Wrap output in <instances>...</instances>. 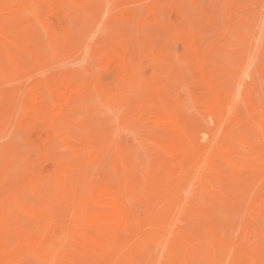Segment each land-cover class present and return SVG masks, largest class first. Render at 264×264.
<instances>
[{
    "label": "rangeland",
    "instance_id": "374dc122",
    "mask_svg": "<svg viewBox=\"0 0 264 264\" xmlns=\"http://www.w3.org/2000/svg\"><path fill=\"white\" fill-rule=\"evenodd\" d=\"M32 1L29 0L28 4L32 8L28 7L29 9H26L27 12L24 10L22 12L24 15L21 13L22 16L19 17V22L17 20V23L12 22V24H10V26L13 25L11 26V33L13 34L15 30L17 32L14 33L13 36L17 37L16 39H18V42L23 43L21 44V48L18 50L17 64L19 66L17 65V67H15L13 58H11L12 56L8 57L4 54H0V105L2 106L0 107V114H3L0 115V124L2 125L0 126V158L6 160L8 158V161H12V163L7 164L0 163V171L13 174L14 177L13 182L8 184L9 186L7 185L8 195L12 193L10 190L13 191V189H21L22 185L20 187V183L29 175L36 174L39 176L37 182L34 185L28 189L25 188L26 191L22 188L23 190L21 191L24 192L25 198L23 200L24 204L14 208L15 211L11 215V218L9 217L8 221L10 223V228H16L23 231L25 230L27 233L36 231L37 235H40L51 228L52 223L49 222V220L57 216V220H63L62 222H65L66 226L67 222L64 220L69 219V221H71L72 218L69 216V214H67V211L64 210L66 204L63 200V187L65 189V187L71 188L75 186L76 188H74L78 189L80 192L87 191L88 187V191H93L92 188L96 190L97 186L105 183L113 185L117 184L116 187L119 185V187H121L123 178L131 173L128 177L130 179L133 177L132 181H134L135 185H133V183H131L132 181L129 179L132 186L131 188L133 190L135 188L138 190V192L141 191L140 193L143 195V199H145V197L146 199H149V196L154 195L153 190L150 189L149 185H146V183L143 182V179L146 177L145 175H150L149 173L151 170V172H158L161 170L160 165H158L159 163H157L158 161H156L159 158L157 155H155L157 151L154 146L150 144L153 143L150 141V138H154L156 136L153 133L155 130H153V128L156 127L153 125L151 120L145 119L146 116H141L140 112L137 111V107L142 105V103H146L148 100H153L152 97L149 99L151 95H153V98L159 95L160 97H157V101L161 100V102H165V104L172 106L175 109L181 124L186 126L188 129L192 128V125L190 124L192 123V120H195V124L198 122V127L200 126L199 128H202L201 134V130L196 129L197 126L195 124L194 125L196 127H194L195 129L193 128L192 130H196V132L191 131L190 129L189 130L191 133L194 132L192 134H195V137L199 139L197 140L198 144L203 146L206 145L205 142L207 143L209 137L205 140H202V134L210 132L215 129L214 126L216 127L215 120H212V118L209 116L208 110L203 102L206 88L205 85L209 79L215 80L216 83H220V81H222L221 84L214 83L216 85L223 84L224 86H220V89L222 91L223 89H227L223 92H226V94L229 96L233 94V96H231L232 99L235 96L236 100L233 99L234 103L236 101L238 104L235 103L236 105L234 104V107H237L239 110L242 109L240 117L242 119H245L244 117L251 118V121L257 117L256 120L258 121V124L256 123L255 125L254 123L253 126L255 133L253 129L251 130L253 133L250 131L249 133L251 136H253L252 138L254 139L255 145L259 141L257 144V149L262 146L260 149L262 152L260 151L261 153H258L263 156L262 153H264V150L262 148L264 145V127L262 128V126L264 124L261 119L264 118V0H122L124 3H121V0H118L117 2L116 0H96L97 2L95 0H89V2L88 0H85L86 5H88L87 7L85 6L83 0H74V2H71V4L68 3L65 6L66 8H64V11L62 10L64 14H62V12H56L58 19L56 15L49 13L48 10L45 11L48 13H43L44 15L38 14L40 13L39 9H37L38 5L34 4L35 1ZM25 2L28 1L26 0ZM90 2L95 3L98 6V10L97 8L93 9L94 7L92 8L91 6L92 3L89 5ZM119 3L121 7L119 6ZM219 3L223 4V7H221L222 9L220 8ZM122 4H124V6H122ZM217 5L219 6V13L214 11L217 10ZM159 6L160 8L163 6V10L160 9L159 11ZM237 6H239V8ZM91 8L93 9L91 16H88V12L86 10L89 11L90 15ZM117 8H121V10L118 11ZM94 10H97V14H94ZM151 10L154 11L150 12ZM164 10L167 14H162ZM65 11L67 15L65 14ZM116 12H120L122 16L120 13L118 14ZM48 14L51 15L48 16ZM236 14L238 16H236ZM55 17L58 21L55 20ZM127 17L130 18L128 19ZM48 18L50 22H48ZM217 19L219 21H217ZM204 20L206 21L204 22ZM33 21H35V23ZM55 22L58 25H62V27L64 26L63 28H66L68 35L59 39H53L52 35H50L48 32L47 26L51 25V23L54 24ZM123 22L128 23L124 25L127 26V28L122 25ZM159 22L165 27L159 26ZM168 23L172 24L169 25ZM155 24H158L159 27ZM260 24L262 25L261 27ZM153 25L156 28L153 27ZM185 26L186 30L188 31H184L183 33L182 27L185 29ZM21 28L25 29L21 31ZM178 28L182 30L180 31ZM95 29L97 31H95ZM18 31L21 33L19 34ZM143 32L146 34H143ZM180 32L187 36L189 33L192 36H188V39L185 41L181 37L182 35H180ZM91 37L93 38L91 39ZM200 41H202L205 45ZM119 43H123L122 46L125 48L126 54L128 56V62H134L133 64L136 65H133L135 70L138 68L136 70V77L141 75L144 76V78L143 76L138 78V84L135 82L136 77L132 78L134 79L135 85L131 83L133 80L128 81L130 82L128 83L126 80L122 79L124 81L123 82L120 79L121 76H119L120 73L118 69L115 70L111 67L107 68L106 63L103 64L100 62V59L94 54V51L100 50L101 47L112 44L119 45ZM126 46H133V49L130 47L126 48ZM197 46L200 47L197 48ZM216 48L217 51L215 50ZM131 49L135 55L134 53L131 55ZM128 51L130 54H128ZM168 53L170 56L167 57L171 63L167 61L168 59L165 57ZM174 54L177 60L182 63L179 64V66H175L177 62L173 59L175 58ZM130 55L132 56L131 58ZM208 55L209 58L207 57ZM134 56L136 58H134ZM206 57L210 61H207ZM82 60L83 62L79 63L81 65L80 66L78 62H81ZM207 64L208 66L211 64L212 69L211 66H206ZM102 66L105 67V69L103 68L104 71L102 70ZM94 67H96V69L98 68L97 70L100 71V74H97L99 71L95 70ZM138 70L139 72H137ZM205 70L207 71L205 72L206 75L204 74ZM218 71L219 74H216L217 76L214 79V74ZM188 72L190 73L189 75H187ZM60 73H70L74 76V78L77 79H74L76 82H84V84H86L83 86L84 89L82 92H80L81 95H78L79 98L77 96L74 97L76 103L73 104V100V102H71L72 104H67V107L63 106V110H66H64L65 115L61 116L60 114L59 117L57 116L58 119L54 122L55 124H53V120L50 119H46L47 121L40 120L37 123H33L35 121L30 119L32 116L31 109L28 110L27 107H24V104L29 101L27 97L31 98V94H34L35 83L37 85L41 82H45V86L43 84V87H46L48 79L52 75H59ZM174 75L177 77L180 75V79H175ZM96 76H98V80L96 81L99 82L94 81ZM172 76L175 81L171 79ZM181 76L183 77L181 78ZM181 79H185V81ZM90 81L92 82V85L95 84L94 87H91ZM113 82H115L116 85H114L115 83L113 84ZM29 83H31L30 86ZM176 83H181L183 85H177ZM24 84H27L28 86ZM119 84L122 86L121 88L119 87L120 89H118ZM128 84H130L131 87H129ZM175 84L176 86H181L180 90V86L179 88L177 87L178 92L176 91L177 88H175ZM184 84L186 85V88ZM111 85L112 87H110ZM86 86H88V88ZM115 86L118 90L114 89ZM135 86L138 87L135 88ZM203 87H205L204 91H202ZM23 88L25 89L24 91ZM106 88H108V90ZM155 88L158 91L157 95H155V92L157 93ZM163 88L165 90L168 89V91L171 89V92H167L165 90L164 92ZM174 88L176 89L174 90L176 93H172ZM261 88H263V90ZM126 89H128V97L130 96L129 98L132 99L128 100L131 102L128 105L125 104V102H122V100H119L121 92L123 94ZM44 90L45 94L43 93ZM113 90H116L114 92L117 94V96L119 95L118 100L115 102L113 97L110 95L111 93H114ZM41 91L43 93V95H41L42 100L45 101L48 106V103H50V107L53 106L52 108L55 109L58 101L56 102L55 100H52L54 96H52L49 91H46V89H41ZM227 91H229V93ZM24 94H26L27 97ZM48 94L52 96V99L51 96H49L50 98L48 99ZM175 94L177 95L176 97ZM249 95H252V97L255 95L259 96L260 99L258 97L254 99L256 100L258 98L259 104L262 102V105H259L262 108L261 115H255L250 109H248L249 107L247 104V98ZM7 96L9 97V100L7 99ZM193 96L195 97L193 98ZM23 97H25V99ZM191 103H193L192 107ZM194 106H196V108ZM133 109L134 111H132ZM135 110L136 113H134ZM249 110L250 113H247L246 111ZM195 112H198L200 116ZM201 113L203 114L204 119L201 116ZM132 114H135V116H131ZM138 114H140L141 117H138ZM237 115L239 116L238 112ZM127 116H130L129 118L131 122L127 120ZM195 116H197L196 119ZM260 116L263 117L260 119ZM57 117H55V119ZM135 117L140 119H136ZM5 118L7 121L3 120L2 123L1 120ZM258 119L262 121V124ZM18 120L20 122L15 124V122ZM187 120L188 122L185 124ZM10 121L14 123H11ZM21 121L24 123L21 124ZM137 121L138 123L136 124ZM209 121L210 123L213 122V125L212 123L209 124ZM26 122L28 123L26 124ZM44 123H48L49 129L47 125L45 127ZM188 123L190 124L189 126ZM52 124V128L57 130L56 134H53L50 131L52 130L50 127ZM5 125H7V129ZM20 125L22 128H18ZM146 125L148 127H146ZM3 126L4 129H2ZM23 127H26L30 130H26V128ZM148 128L152 129V133ZM197 130L200 132L198 133ZM142 132H144V134H147L148 132L147 136L149 138L146 136L145 138L141 136V134H143ZM157 132H159L160 135L161 130L159 131L158 129ZM157 132L156 134H158ZM213 138V141L216 140L213 142L214 144L222 141V137L219 136V134H215ZM147 139L148 141H146ZM56 141L58 142L56 143ZM260 141L262 142L261 146H259ZM33 142L35 144H33ZM46 146H50L51 148L47 149ZM244 147L245 146L242 145L238 148L240 152L242 151L241 155L243 156L241 157H243V159L250 161L253 159L252 157H257V155L253 156L256 154V152H253L254 154L250 153L252 152L250 147H247V149ZM40 148L42 149L41 152ZM153 148L156 151H154L155 153L153 152ZM148 151H150L152 155H155V157L152 156ZM42 152H47L45 154L46 156L43 155ZM243 152H246V155H244ZM259 155L258 159L260 160L261 156ZM102 157L105 160L102 161ZM125 157L130 161L128 163V165L131 164L129 168H134L135 170L133 169L131 171V169H128L127 163L126 165L123 164L124 166L121 165V163H123L121 160L125 161L126 159L123 160ZM46 158L49 159L48 163V159ZM128 159L126 161H128ZM38 164H40V166ZM245 164L219 163L220 171L215 172L213 173L214 175H212L213 177L217 178V182L213 185V187H211L212 184H210L208 181L203 180L200 172L197 174L189 169L183 170V177L181 178L180 187L174 191L172 194L173 197L171 195L166 198L149 201L148 203L137 198L134 201V207H136L135 211L138 210L136 214L139 213L138 216L143 219H151L154 225L151 226L150 230L147 232L145 241L141 242V244L137 246L133 252L126 254L112 253L111 255L104 257L100 264H175V261L178 263L182 260V258L185 259L184 254H180L181 252H177L179 254L176 252L173 253V250H171L167 244L169 240L165 236L171 231L173 234H175V232L179 230H185L186 233L191 234L192 238L197 240V244L202 247L201 255L198 257V262H201L200 264H264V216L257 212L258 207L263 204L264 200V194H261V192H264L262 191V189H264V163ZM115 166H117V169ZM2 167H4V170ZM122 167H124V170ZM155 167L157 171L155 170ZM138 168L142 169V171L145 173L142 172L143 175L141 172L137 173L139 171ZM29 171L30 173H28ZM133 171L134 175L132 176ZM135 171L137 172L135 173ZM114 172H120L122 174V180L121 175H118V173L115 176ZM63 173L64 175L62 177ZM136 175L137 180L134 179L136 178ZM71 183L72 185H70ZM245 186L249 189L245 195L242 194L240 198L241 200H239L241 201L240 207H243L240 209H236L237 207H235L234 209L233 206H230L231 200L229 196L231 197L232 201L235 200V197H239L240 194V190L236 189L244 188ZM182 187H184V189ZM189 187L190 189H188ZM246 203L247 205H245ZM227 204L230 208L227 206ZM41 205L43 206V214H45L47 212L46 210H48L54 215L48 221H46L47 223H45V227H40L41 224L37 223L40 220V218L37 219V215H39L38 213L41 212ZM175 205L180 206L177 207ZM158 214H162L161 217H163L161 218L158 216ZM261 217L262 220L259 219ZM256 218L258 220L255 222ZM60 228H62V226H60ZM212 228L213 230L219 229L218 232L215 230L217 233V236L215 237H213L211 235L212 233H210ZM63 234H57V237L59 236L61 241L66 239L64 242L68 241L69 243H66L70 245L71 242L69 241L68 236L66 235V237ZM211 236L213 237L214 241L221 239L222 243L220 242L214 244ZM58 238L54 239L57 244L60 243ZM64 242L63 244L61 243L64 247H60L61 244L57 245L59 250H65L66 248L69 250L72 247V245L71 247L69 245L67 246V244H64ZM25 256L27 257L24 258ZM253 256H255V260H253ZM47 259L49 258L43 257V255L38 253L30 252L21 257V262L19 261L17 264H50ZM187 259L189 260V264H192L195 261L194 255H191Z\"/></svg>",
    "mask_w": 264,
    "mask_h": 264
},
{
    "label": "bare ground",
    "instance_id": "6f19581e",
    "mask_svg": "<svg viewBox=\"0 0 264 264\" xmlns=\"http://www.w3.org/2000/svg\"><path fill=\"white\" fill-rule=\"evenodd\" d=\"M22 1V2H21ZM26 1V0H25ZM23 0H0V54H4L6 56H12L11 58H13V61L15 63V67H17V57H18V50L21 48V44L23 43H20L18 42L16 39L17 37H14L13 34L14 33H17L16 30L14 32L13 30V34L11 33V25L12 22H16L18 20L19 22V17L22 16L21 13L26 10L28 7L29 8H32L30 7L28 4H29V0H27L28 2H25ZM32 1V0H30ZM35 1V2H34ZM32 2H34V4L38 5V8L40 13V15H42L43 13H51V14H54L56 15V12L57 13H60L62 12V10L64 11L66 8L65 6L71 2H74V0H34ZM80 1V0H79ZM84 3H85V0H83ZM81 1V2H83ZM87 1V0H86ZM94 1V0H93ZM96 1V0H95ZM114 1V0H113ZM118 0H116L117 2ZM132 1V0H131ZM221 1V0H220ZM245 1V0H244ZM31 2V3H32ZM89 2V0H88ZM97 2V1H96ZM120 2V1H119ZM130 2V1H128ZM24 3V4H23ZM27 3V4H26ZM76 3V2H75ZM82 3V4H84ZM92 2L89 3V5L91 4ZM98 3H101V2H98ZM97 3V4H98ZM110 3V2H109ZM115 3V2H114ZM121 3H124L122 2L121 0ZM221 3V2H220ZM219 3V4H220ZM233 3V1H232ZM236 3V1H235ZM234 3V4H235ZM33 4V5H34ZM113 4V3H112ZM111 4V5H112ZM116 4V3H115ZM118 4V3H117ZM140 4V3H139ZM180 4V3H179ZM73 5V4H72ZM95 3H92L91 6L93 9H96L98 6L96 5ZM99 5V4H98ZM223 4H220V8L223 7L222 6ZM227 5V4H226ZM244 5V4H243ZM251 5V4H250ZM35 6V5H34ZM33 6V7H34ZM85 6L87 7L88 5H86L85 3ZM84 6V8H85ZM117 6V5H116ZM119 6H120V3H119ZM122 6H124V4H122ZM182 6V5H181ZM236 6V5H235ZM73 7V6H72ZM71 7V9H72ZM80 7V6H79ZM121 7V6H120ZM163 7V6H162ZM160 8V6L158 7L159 11L160 9L163 10V8ZM218 5H217V10H214V11H217L218 12ZM239 8V6H237ZM28 8V9H29ZM68 8V6H67ZM91 8V11H90V15H89V11L86 10L88 12V16H91V12H92V9ZM123 8V7H122ZM125 8V7H124ZM219 8V10H220ZM86 9V8H85ZM112 9V8H111ZM118 9V8H117ZM222 9V8H221ZM46 10H48V12H45ZM69 10V9H67ZM80 10V9H79ZM98 10V8H97ZM97 10L93 11L94 14H97ZM121 10L118 9V11ZM167 10V9H166ZM213 10V9H211ZM83 11V10H82ZM112 11V10H111ZM114 11V10H113ZM117 11V10H116ZM125 11V10H124ZM123 11V12H124ZM128 11V10H127ZM154 10H151L150 12H152ZM27 12V10H26ZM25 12V13H26ZM32 12V11H31ZM68 12V11H67ZM163 12V11H162ZM77 13V12H76ZM84 13V12H83ZM86 13V12H85ZM116 13H120V12H116ZM115 13V14H116ZM128 13V12H127ZM154 13V12H153ZM157 13V12H155ZM167 14L164 10V12L162 14ZM219 13V12H218ZM240 13V12H239ZM24 15V13H22ZM51 14H48L51 15ZM62 14H64L62 12ZM65 14L67 15L66 11H65ZM87 14V13H86ZM93 14V15H94ZM159 14V13H157ZM32 15V14H31ZM38 15V16H40ZM44 15V14H43ZM53 15V16H54ZM120 15L122 16V14L120 13ZM130 15V13H129ZM154 15V14H153ZM156 15V14H155ZM106 16V15H105ZM118 16V15H117ZM120 16V17H121ZM160 16V15H159ZM236 16H238L236 14ZM44 17V16H43ZM57 17V15H56ZM55 17V20L56 19ZM62 17V15H61ZM162 17V15H161ZM215 17V16H214ZM217 17V16H216ZM264 17V16H263ZM51 18V17H50ZM90 18V17H89ZM128 18V17H127ZM130 18V17H129ZM128 18V19H129ZM154 18V17H153ZM157 18V17H155ZM208 18V17H207ZM246 18V17H245ZM122 19V17H121ZM159 19V18H157ZM155 19V20H157ZM202 19V18H201ZM212 19V18H211ZM35 20V19H33ZM61 20V19H60ZM63 20V19H62ZM161 20V18H160ZM21 21V20H20ZM26 21V20H24ZM23 21V22H24ZM42 21V20H41ZM58 21V20H57ZM56 21V22H57ZM117 21V20H116ZM135 21V20H134ZM206 20H204L205 22ZM217 21H219L217 19ZM221 21V20H220ZM259 21V20H258ZM30 22V21H29ZM35 23V21H33ZM37 22V21H36ZM48 22H50L49 18H48ZM51 23V25H46L47 26V29H48V32L50 33V35H52L53 39H59L61 37H64L67 34V31H66V28H63L62 25H58L57 23ZM63 22V21H62ZM122 22V20H121ZM17 23V22H16ZM32 23V22H31ZM33 23V24H34ZM64 23V22H63ZM113 23V22H112ZM117 23V22H116ZM124 23V24H123ZM122 25H126L128 24L127 22H123ZM249 23V22H248ZM20 24V23H19ZM60 24V23H59ZM118 24V23H117ZM152 24V23H151ZM160 24V22L158 23ZM158 24H155L158 26ZM169 25H171L172 23H168ZM166 24V25H168ZM253 24V23H252ZM22 25V24H21ZM264 25V24H263ZM36 26V24H35ZM121 26V25H119ZM122 26V28H123ZM159 26H162L161 24ZM158 26V27H159ZM249 26V25H248ZM247 26V27H248ZM262 25L260 24V27ZM34 27V26H33ZM125 28H127V26H124ZM153 27H155L153 25ZM162 27H165V26H162ZM223 27V26H222ZM36 28V27H35ZM156 28V27H155ZM153 28V29H155ZM22 29V30H21ZM20 30L23 31V29L25 28H21ZM180 29V28H178ZM183 29V33L184 31H188L186 30V26H185V29L182 27ZM180 29V31L182 30ZM256 29V28H255ZM191 30V29H190ZM263 30V29H262ZM95 31H97L95 29ZM117 31V30H116ZM124 31V30H123ZM142 31V30H141ZM140 31V32H141ZM149 31V30H148ZM192 31V30H191ZM261 31V30H260ZM25 32V31H24ZM151 32V31H150ZM168 32V31H166ZM178 32V31H177ZM19 33V31H18ZM21 33V32H20ZM19 33V34H20ZM23 33V32H22ZM30 33V32H29ZM145 32H143L144 34ZM159 33V31H158ZM180 32V35H182L181 37L186 41L188 39V36H192L191 34L188 33V36L183 34ZM263 33V32H261ZM24 34V33H23ZM120 34V32H119ZM137 34V33H136ZM146 34V33H145ZM166 34V33H165ZM194 34V33H193ZM195 35V34H194ZM201 35V34H200ZM18 36V35H17ZM93 36V34H92ZM119 36V35H118ZM149 36V35H148ZM20 37V36H19ZM126 37V36H125ZM93 37H91L92 39ZM117 38V37H116ZM119 38H122V37H119ZM26 39V38H25ZM127 39V38H126ZM201 39V38H200ZM118 40V39H117ZM203 40V39H202ZM263 40V39H262ZM89 42V41H88ZM128 42V41H127ZM195 42V41H194ZM202 44H204L202 41H200ZM205 42V41H204ZM175 43V42H174ZM172 43V44H174ZM223 43V41H222ZM241 43V42H240ZM239 43V44H240ZM262 43V41H261ZM90 44V43H89ZM121 43H119V45H107V46H104V47H101L100 50H96L94 51V54L95 56H97L99 59H100V62H102L103 64L106 63L107 65V68L108 67H111V68H114L115 70H119V73L121 76V80L124 79L126 80L127 82L128 81H131L133 80L131 83L134 84V79L132 78H135L136 77V70L134 69L133 67V63L134 62H128L127 60V54H126V51H125V48L122 46L123 43L120 45ZM195 44V43H194ZM201 44V45H202ZM224 44V43H223ZM205 45V44H204ZM86 46V45H85ZM90 46V45H89ZM138 46V45H137ZM174 46V45H173ZM193 46V44H192ZM130 47V46H129ZM126 46V48H129ZM133 47V46H132ZM130 47V48H132ZM194 47V46H193ZM200 46H197V48H199ZM203 47H206V46H203ZM215 47V46H214ZM24 49V47H23ZM133 49V48H132ZM131 49V52L133 51ZM136 49V48H135ZM176 49V48H175ZM220 49V48H219ZM127 50V49H126ZM140 50V49H139ZM217 51V48L215 49ZM219 51V50H218ZM209 52V51H208ZM211 52V50H210ZM134 52L131 53V55H133ZM144 53V52H143ZM170 53V52H169ZM169 53L165 56H170ZM194 53V52H193ZM128 54H130V52L128 51ZM176 54V53H175ZM174 54V57L173 58L174 60H176V65L179 66V64H182L180 63L176 56ZM210 54V53H209ZM214 54V53H213ZM130 55V58L132 57ZM135 55V53H134ZM191 55V54H189ZM203 55V54H202ZM28 56V55H27ZM145 56V55H144ZM179 56V55H178ZM195 56V55H194ZM204 57V56H202ZM209 58V55L207 56ZM206 57L207 61L209 60L208 58ZM92 58V57H91ZM134 58H136L134 56ZM140 58V57H139ZM147 58V57H146ZM184 58V57H183ZM182 58V59H183ZM212 58V57H210ZM7 59H10V58H7ZM6 59V60H7ZM86 59V58H85ZM144 59V58H143ZM166 59V58H165ZM168 59V57H167ZM196 59V58H195ZM205 59V60H206ZM163 60V59H162ZM204 60V62H205ZM97 61V59H96ZM169 61V59L167 60ZM167 61H164V62H167ZM189 61V60H188ZM196 61V60H195ZM194 61V62H195ZM210 61V60H209ZM12 62V61H11ZM64 62V61H63ZM83 60L81 62H78L79 63H82ZM99 62V61H98ZM156 62V61H155ZM163 62V61H161ZM171 63V61H169ZM175 62V61H174ZM179 62V63H178ZM10 63V62H9ZM85 63V62H84ZM91 63V62H90ZM173 63V62H172ZM210 63V62H208ZM6 64V63H5ZM66 64V63H65ZM98 64V63H97ZM141 64V63H140ZM148 64V63H147ZM206 64V63H205ZM46 65V64H45ZM62 65V64H61ZM80 65V64H79ZM105 65V66H106ZM174 65V64H173ZM198 65V63H197ZM19 66V65H18ZM72 66V65H71ZM75 66V65H74ZM81 66V65H80ZM83 66V64H82ZM136 66V65H134ZM174 66V67H175ZM203 66V65H202ZM205 66V65H204ZM208 66V64L206 65ZM211 66V64H210ZM208 66V67H210ZM7 67V66H6ZM60 67V65H59ZM93 67V66H92ZM13 68V67H12ZM62 68V67H61ZM72 68V67H71ZM91 68V67H90ZM105 67L102 66V70L104 71ZM106 68V69H107ZM181 68V67H180ZM55 69V68H54ZM83 69V68H82ZM92 69V68H91ZM91 69H88V70H91ZM95 70L96 67H94ZM168 69L170 70V68L168 67ZM211 69H212V66H211ZM4 70V69H3ZM177 70V69H175ZM20 71V70H19ZM50 71H53V70H50ZM49 71V72H50ZM99 71V70H97ZM159 71V70H158ZM139 72V70L137 71ZM183 72V71H181ZM205 72H207L206 70L204 71V74ZM5 73V72H4ZM45 73V72H43ZM186 73V72H185ZM233 73V72H231ZM42 74V73H41ZM77 74V73H76ZM97 74H100V71L97 73ZM140 74V73H139ZM190 73L188 72L187 75H189ZM216 74H219V71L217 73H215L214 75V79L216 78ZM221 74V73H220ZM44 75V74H43ZM80 75V74H79ZM91 75V74H90ZM89 75V76H90ZM176 75V74H175ZM174 75V78H178L180 79V75L179 77L175 76ZM206 75V74H205ZM81 76V75H80ZM99 76V75H98ZM95 78L94 81L98 80L97 77ZM143 76V75H141ZM141 76H138L136 77L135 79V82L136 84L137 83V80L139 77ZM213 76V75H212ZM183 76H181L182 78ZM188 77V76H187ZM242 77V76H241ZM12 78V77H11ZM31 78V76H30ZM144 78V76H143ZM211 78V77H210ZM213 78V77H212ZM29 79V78H28ZM77 80L76 78H74V76L70 73H64V74H59V75H52L47 83H46V87H43V84L45 86V82H41L40 84H37L35 83V87H34V94H31V98H28L26 94H24L27 99H29L28 102H26L24 105V107H27L28 110L31 109V112H32V116H31V120H34L35 122L33 123H37L38 121L40 120H46V119H50V120H53V124H55L54 122L58 119L59 115L61 114L62 115H65L64 112L65 111L63 110V106H66L67 107V104H72L71 102L76 103L75 101V98L74 97H78V95H81L80 92H82V90L84 89L83 86L86 85L83 83H79V82H76L75 80ZM89 79V78H88ZM173 79V76L172 78ZM246 79V78H245ZM5 80V79H4ZM84 80V79H83ZM87 80V79H86ZM90 80V79H89ZM92 80V79H91ZM174 80V79H173ZM172 80V81H173ZM181 80H184L185 79H181ZM30 81V80H29ZM101 81V80H100ZM123 81V80H122ZM121 81V82H122ZM166 81V80H165ZM168 81V80H167ZM175 81V80H174ZM177 81V80H176ZM15 82V81H14ZM22 82V81H21ZM26 82V81H25ZM37 82V81H36ZM91 82V81H90ZM89 82V83H90ZM96 82H99V81H96ZM120 82V84H121ZM124 82V81H123ZM125 82V83H127ZM170 82V81H169ZM192 82V81H191ZM216 81L213 80V79H209L207 82H206V85L205 87H203L202 91H204V88H205V95L203 97V102H204V105L205 107L207 108L208 110V113H209V116L212 118V120L214 119L215 120V124H216V127L214 126L215 129H213L212 131L210 132H206L205 134H202V140L208 138V141L207 143L205 142L206 145H199L198 144V141L199 139H197L195 137V134L193 135L192 133L196 132V130H192L194 127L197 126L196 129H200L198 127V122L197 124H195V120H192V123H190L192 125V128L190 129L191 131H194L191 133V131L186 127V126H183L181 124V122L179 121L178 117H177V113L175 111V109L170 106V105H167L165 104V102H161L160 101H157V97L159 96H155L158 94V91L157 93L155 92V98H153V95H151L149 97V99L152 97L153 100H148L146 103H142V105L138 106L137 107V111L140 112L141 116L143 115V117L146 116L145 119L147 120H151L153 122V125H155L156 128H153V133L156 135H154L155 137L154 138H150L151 142L153 143H150L154 146L153 148V152L155 153V155H157L159 158L156 160L158 161L157 163H159L158 165H160V171L158 172H151L152 168L150 169V175H145L146 177L143 179V182L146 183V185H149L150 189L153 190V194L154 195H151L149 196V199H143V195L138 192L137 189L134 188V190L131 188V183H133V185H135L134 181H132V179H130L128 175H126L125 173V177L123 178V181L121 183V187H116V185H113V184H109V183H105V184H102V185H99L97 186L93 191H83V192H80L78 189H75L74 187H71V188H67L63 187V190H62V193H63V200L66 204L64 210L67 211V214H69V216H71V221H69V219H65L64 221L67 222L66 226H65V222H62L61 220H57V217H53L51 220H49L53 215V213L51 211H48L46 210L47 212L45 214L42 213V205H41V212H39L37 215V219L40 218V220L37 222L41 226L45 227V223H47L46 221L49 220V222H51V228L49 230H47L45 233L43 234H40V235H37L36 231L35 232H25V230H20V229H16V228H10L9 227V217L11 218V215L13 214V212L15 211L14 208L17 206H21L24 204V192L21 191V190H25L30 188L32 185H34L36 182H37V179H38V175L36 174H33V175H29L28 173H30V171L27 173L28 177H26L21 183H20V187L22 185V188H18V189H13L10 190V192H12L10 195H8V191H7V187L9 186L8 184L12 183L13 182V174H8L4 171H0V264H17L19 261L21 262V257H23L24 255L30 253V252H34V253H38L40 255H43V257H46V258H49L47 259L48 262L50 264H100L101 260L106 257L107 255H111L112 253H120V254H126V253H129V252H133V250L139 246L141 244V242L145 241L146 239V234L147 232L150 230L151 226H153L154 224L152 223V220L150 219H143L141 218L140 216H138L137 211H135V208L134 207V201L139 198L140 200H144L145 202H149V201H154L155 199H162V198H166V197H169L171 196L174 191H176L178 189V187H180V183H181V178L183 177V170H191V171H194L195 173H199L200 172V175L201 177L203 178V180L205 181H208L210 184H212L211 187H213L214 184H216L217 182V178L213 177L212 175H214L213 173L215 172H218L220 171V168H219V163H264V153L263 156L260 154L262 151L260 150L261 149V144L262 142L260 141V145L261 147H259L257 149V144L259 143V141L257 142V144L255 145L254 144V139L252 138L253 136H251V134L249 133V131L251 132V130L253 129V126H254V123L256 125V123L258 124V121L256 120L257 117H255V119H252L251 121V118H247V117H244L245 119H242L240 117L241 115V110H239L237 107H234V100L235 99V96L233 97V99L231 98V96H233V94H231V96H229L228 94H226V92H223L227 89H223V91L220 89V86L222 87V85H216L215 83ZM222 81H220V83L218 84H221ZM238 82V81H237ZM241 82V81H240ZM94 83V82H93ZM115 82H113L114 84ZM130 83V82H128ZM184 83V82H183ZM6 84V83H5ZM31 83H29V86H30ZM112 84V85H113ZM119 84L118 86V89H120L122 86ZM177 85L180 84V85H183L181 83H176ZM175 84V86H176ZM205 84V83H204ZM203 84V85H204ZM24 85H27V84H24ZM91 87H94V85H92V82L90 83ZM112 85L110 87H112ZM116 85V83L114 84ZM113 85V86H114ZM135 85V84H134ZM133 85V86H134ZM174 85V83H173ZM172 85V86H173ZM179 85V86H180ZM185 85V84H184ZM240 85V84H239ZM243 85V84H242ZM28 86V85H27ZM125 86V84H124ZM127 86V84H126ZM129 87L130 84H128ZM139 86V85H138ZM138 86H135L138 87ZM163 86V85H162ZM170 86V87H172ZM179 86H176L175 88H179ZM224 86V85H223ZM88 88V86H86ZM120 87V88H119ZM240 87V86H238ZM28 88V87H27ZM26 88V89H27ZM109 88V87H108ZM108 88H106L108 90ZM173 89L172 90V93L175 92L174 90L176 89ZM178 88H177V92H178ZM185 88H186V85H185ZM225 88V87H223ZM241 88V87H240ZM260 88V86H259ZM31 89V87H30ZM41 89H46V91H49L50 94L52 96H54V98L52 99V96L48 94V99L50 98L49 96H51V99L52 100H55L57 102V106L55 104V109L50 107V103L49 106L46 104L45 101L42 100L41 98V95H43V93L45 92V90L41 91ZM93 89V88H92ZM113 89V88H112ZM114 89H117L116 86ZM117 89V90H118ZM181 89V86L179 88V90ZM237 89V87H236ZM239 89V88H238ZM263 90V88H261ZM260 89V90H261ZM9 90V89H8ZM25 89L23 88V91ZM87 90V89H86ZM101 90V89H100ZM138 90V88H137ZM165 89L163 88V91ZM98 91V90H97ZM105 91V89H104ZM116 91V90H113V92ZM136 91V89H135ZM167 92H171V89L170 91L165 90ZM164 91V92H165ZM238 91V90H237ZM7 92V91H6ZM5 92V93H6ZM103 92V91H102ZM112 92V91H111ZM128 89H126L123 94L121 92V96L119 98V95L117 96V94L114 93H111L110 95L113 97L114 99V102L118 100H122V102H125V104H130L131 102L128 101V100H132L128 97ZM137 92V91H136ZM229 93V91H227ZM240 92V91H239ZM13 93V92H12ZM16 93V92H15ZM24 93V92H22ZM27 93V92H26ZM33 93V92H32ZM47 93V92H46ZM110 93V92H109ZM130 93V92H129ZM176 93V92H175ZM238 93V92H237ZM252 93V92H251ZM17 94V93H16ZM45 94V93H44ZM107 94V93H106ZM119 94V93H118ZM188 94V93H187ZM236 94V93H234ZM261 94V93H260ZM2 95V94H1ZM136 95V94H135ZM148 95V94H147ZM264 95V94H263ZM17 96V95H16ZM21 96V95H20ZM56 96V97H55ZM177 95L175 94V97ZM240 96V95H239ZM238 96V97H239ZM8 97V96H7ZM45 97V96H44ZM47 97V95H46ZM133 97V96H132ZM160 97V96H159ZM195 96H193L194 98ZM201 97V96H200ZM259 96L255 95L254 97H252V95H249L248 96V109L251 110L252 113H254L255 115L256 114H259L261 115V111H262V108L259 106V105H262V102L261 104L258 103V100L260 99H254ZM262 97V96H261ZM25 99V97H23ZM79 98V97H78ZM98 98V97H97ZM163 98V97H162ZM168 98V97H167ZM188 98V97H187ZM1 99V98H0ZM9 100V97L7 98ZM238 99V98H237ZM242 99V98H241ZM11 100V99H10ZM22 100V99H21ZM45 100V99H44ZM79 100V99H78ZM197 100V99H196ZM236 100V99H235ZM26 101V100H25ZM50 101V100H48ZM166 101V100H165ZM182 101V100H181ZM262 101V100H261ZM99 102V101H98ZM119 102V101H118ZM260 102V101H259ZM13 103V102H12ZM21 103V102H20ZM117 103V102H116ZM120 103V102H119ZM189 103H190V100H189ZM1 104V103H0ZM52 104V105H54ZM181 104V103H180ZM192 104L191 103V107H192ZM238 104V103H236ZM235 104V105H236ZM18 105V104H17ZM31 105V106H30ZM120 105V104H119ZM196 105V103H195ZM21 106V105H20ZM197 106V105H196ZM196 106H194L196 108ZM246 106V105H245ZM264 106V104H263ZM0 107H2L0 105ZM16 107V106H15ZM14 107V108H15ZM18 107V106H17ZM69 107V106H68ZM128 107V106H127ZM179 107V106H178ZM199 107V106H198ZM65 108V107H64ZM121 109V108H120ZM193 109V108H191ZM17 110V109H16ZM85 110V109H84ZM108 110V109H107ZM136 110L134 113H136ZM250 110L249 111H246L247 113H250ZM134 111V109L132 110ZM195 111V110H194ZM264 111V110H263ZM20 112V111H19ZM79 112V111H78ZM112 112V111H111ZM110 112V113H111ZM237 112L239 114V116L237 115ZM1 113V111H0ZM12 113V112H11ZM76 113V112H75ZM198 114V112H195ZM251 113V114H252ZM264 113V112H263ZM28 114V113H26ZM140 114H138V117L140 116ZM0 115H3V114H0ZM8 115V114H7ZM10 115V114H9ZM30 115V114H29ZM29 115H28V118H29ZM77 115V114H76ZM200 116V114H198ZM206 115V114H205ZM259 115H258V118H259ZM58 116V117H57ZM60 116V118H61ZM131 116H135V114L131 115ZM140 116V117H141ZM198 116V117H199ZM201 116L203 117L204 119V116L203 114L201 113ZM248 116V115H247ZM250 116V115H249ZM55 117H57L55 119ZM127 120H130V116H127ZM136 118V119H140V118ZM197 116H195V119H196ZM208 117V116H207ZM209 117V118H210ZM252 117V116H251ZM263 117V116H262ZM260 116V119L262 118ZM7 118V117H6ZM5 119H2L1 122L3 120H6ZM9 118V117H8ZM11 118V117H10ZM14 118V117H13ZM59 118V120H60ZM201 118V117H200ZM199 118V119H200ZM1 119V117H0ZM27 119V118H26ZM202 119V120H203ZM207 119V118H205ZM258 119V120H260ZM11 120V119H10ZM22 120V119H21ZM135 120V119H134ZM210 120V119H208ZM263 121V124H264V118L261 119ZM260 120V121H261ZM7 121V120H6ZM15 121V120H14ZM24 121V120H23ZM47 121V120H46ZM140 121V120H139ZM194 121V122H193ZM207 121V120H206ZM255 121V122H254ZM257 121V122H256ZM262 121H261V124H262ZM11 122V121H10ZM17 122H20L19 120L15 122V124ZM49 122V121H48ZM134 122V121H132ZM142 122V120H141ZM147 122V121H146ZM188 122V120L185 122V124ZM3 123V122H2ZM11 123H14V122H11ZM24 123L21 121V124ZM28 122H26L27 124ZM42 123V122H41ZM58 123V122H57ZM138 123V121L136 122V124ZM140 123V122H139ZM212 125H213V122H211ZM210 121H209V124H211ZM25 124V125H26ZM45 124V123H44ZM51 124V123H50ZM53 124L50 126L52 128ZM134 124V123H133ZM188 123V126L190 125ZM196 126H195V125ZM214 124V125H215ZM10 125V124H9ZM48 127V123L45 124V127ZM148 125V124H147ZM146 125V127H148ZM150 125V124H149ZM0 126H2L0 124ZM7 125H5L6 127ZM206 126V125H205ZM262 126V125H261ZM20 126H18V128H20ZM134 127V126H133ZM150 127V126H149ZM153 127V126H152ZM191 127V126H190ZM264 127V125L262 126V128ZM1 128V127H0ZM16 128V127H15ZM22 128V127H21ZM23 128H26V127H23ZM31 128V127H30ZM50 128V129H51ZM151 128V127H150ZM4 129V126L3 128ZM7 129V127H6ZM10 129V128H9ZM11 129H12V126H11ZM32 129V128H31ZM49 129V127H48ZM149 129V128H148ZM159 129V131L161 130L160 132V135H159V132H157V130ZM195 129V128H194ZM211 129V128H210ZM249 129V130H248ZM23 130V129H22ZM25 130V129H24ZM26 130H30V129H27ZM25 130V131H26ZM43 130V129H42ZM47 130V129H46ZM133 130V129H132ZM135 130V129H134ZM146 130V129H144ZM200 131L197 130V132L200 134L202 133V128L200 129ZM248 130V131H247ZM1 131V130H0ZM20 131V130H19ZM38 131V130H37ZM53 134H56L57 133V130L55 128H52V130H50ZM148 131V130H146ZM149 131H151L152 133V129H149ZM158 134H156V132ZM190 131V133H189ZM254 133H255V130L253 129ZM264 131V129H263ZM4 132V131H3ZM12 132V131H11ZM15 132V131H13ZM22 132V131H21ZM32 132V131H31ZM59 133V132H58ZM137 133V132H136ZM143 134H141V136H143L145 138L148 137L147 134L144 132H142ZM253 133V132H251ZM10 134V132H9ZM35 134V133H34ZM44 134H45V131H44ZM43 134V135H44ZM47 134V133H46ZM135 134V132H134ZM215 134H219V136H221L222 138V141L217 143V144H214L213 141L214 138L213 136ZM4 135V133H3ZM13 135V134H12ZM39 135V134H37ZM127 135V134H126ZM262 135V134H261ZM48 136V135H47ZM57 136L59 137V135L57 134ZM71 136V135H70ZM152 136V135H151ZM2 137V136H1ZM7 137V136H6ZM45 137V136H44ZM263 137V136H262ZM38 138V136H37ZM36 138V139H37ZM55 138V137H54ZM142 138V137H140ZM143 138V139H144ZM149 138V137H148ZM199 138V137H198ZM219 138V137H218ZM13 139V138H12ZM33 139V138H32ZM51 139V137H50ZM53 139V138H52ZM142 139V140H143ZM201 139V138H200ZM216 139V138H215ZM2 140V139H1ZM31 140V138H30ZM34 140V139H33ZM41 140V139H40ZM38 140V141H40ZM59 140V139H58ZM141 140V139H140ZM261 140V139H259ZM144 141V140H143ZM148 141V139L146 140ZM218 141V140H217ZM264 141V140H263ZM1 142V141H0ZM49 142V141H48ZM58 141H56L57 143ZM142 142V141H141ZM40 143V142H39ZM46 143V142H45ZM44 143V144H45ZM144 143V142H143ZM142 143V144H143ZM148 143V142H147ZM146 143V144H147ZM201 143V142H200ZM264 143V142H263ZM33 144H35L33 142ZM50 144V143H48ZM52 144V143H51ZM38 145V144H36ZM149 145V144H148ZM245 146L244 148L247 149V147H250L251 148V151L250 152L251 154L253 152H256V154H254L253 156H256L257 157H252L253 159L248 161V160H245L243 159V155H241L242 151L240 152V150L238 149L239 146ZM53 146V144H52ZM40 147V146H39ZM47 147V146H46ZM148 147V146H147ZM43 148V147H42ZM45 148V146H44ZM48 148H51L50 146L47 147ZM11 149V148H10ZM46 149V148H45ZM44 149V150H45ZM264 150V145H263V148ZM41 148H40V152H41ZM52 150V149H51ZM49 150V151H51ZM149 150V149H148ZM152 150V148H151ZM255 150V151H254ZM257 150V151H256ZM48 151V150H46ZM248 151V150H247ZM246 151V152H247ZM261 151V152H260ZM10 152V151H9ZM150 152V151H148ZM147 152V153H148ZM246 152L243 154L246 155ZM260 152V153H258ZM43 155H45L47 152H42ZM49 153V152H48ZM122 153V152H121ZM138 153V152H137ZM151 153V152H150ZM249 153V151H248ZM258 153V154H257ZM149 154V153H148ZM260 154V155H259ZM10 155V153H9ZM40 155V154H39ZM42 155V157H43ZM126 155V154H125ZM131 155V154H130ZM152 155V153H151ZM155 155H152L155 157ZM258 155L261 156L260 157V160L258 159ZM46 156V155H45ZM51 156V154H50ZM122 156V155H121ZM10 157V156H9ZM15 157V156H14ZM53 157V156H52ZM242 159H241V158ZM248 157V156H247ZM10 159V158H9ZM48 159V158H46ZM125 158H123V160H125ZM128 159V158H127ZM126 159V160H127ZM248 159V158H247ZM102 161L105 160L101 159ZM125 160V161H126ZM49 159L47 160V163H48ZM91 161V160H90ZM101 161V162H102ZM122 161L123 163H121V165H128V163L130 162L129 159L128 161ZM153 161V160H152ZM28 162V161H27ZM51 162V161H50ZM114 162L116 163V161L114 160ZM151 162V161H150ZM0 163H12V161H8V158L7 160L6 159H1L0 158ZM118 163V162H117ZM156 163V165H157ZM41 164V163H40ZM40 164H38L40 166ZM123 165V166H124ZM131 165V164H130ZM128 165V169H131L129 168ZM157 165V166H158ZM223 165V164H222ZM228 165V164H227ZM226 165V166H227ZM237 165V164H236ZM246 165V164H245ZM7 166V165H6ZM10 166V165H8ZM44 166V165H43ZM119 166V165H117ZM117 166L116 169H117ZM233 166V165H232ZM25 167V166H24ZM236 167V166H235ZM239 167V166H238ZM259 167V166H258ZM120 168V167H119ZM118 168V169H119ZM124 167H122L123 169ZM127 168V167H126ZM133 168V167H132ZM136 168V167H135ZM2 169L4 170V167H2ZM1 169V170H2ZM127 169V170H128ZM134 169V168H133ZM131 169V171L133 170ZM139 169V168H138ZM27 170V169H26ZM124 170V169H123ZM135 170V169H134ZM141 170V171H140ZM145 170V169H143ZM155 170L157 171L156 167H155ZM197 170V172H196ZM7 171V170H6ZM33 171V170H32ZM39 171H40V167H39ZM120 171V169H119ZM126 171V170H125ZM129 171V170H128ZM256 171V170H255ZM12 172V171H11ZM137 171H135L136 173ZM142 173L144 171H142V169H139V171L137 173ZM222 172H226V171H222ZM258 172V171H256ZM119 173V174H118ZM118 173H115V176L116 174L118 175H121V180H122V174L120 172ZM132 176L134 175V171L132 172ZM145 173V172H144ZM194 173V174H195ZM262 173V172H261ZM52 174V173H50ZM148 174V173H147ZM224 174V173H223ZM227 174V173H226ZM64 173L62 174V177H63ZM143 175V173H142ZM57 176V175H56ZM196 176V174H195ZM72 177V176H71ZM118 177V176H117ZM135 177V176H134ZM144 177V176H143ZM194 177V176H193ZM65 178V177H64ZM68 178V176H67ZM74 178V177H72ZM71 178V179H72ZM129 179L132 181L130 183ZM135 180H137V175H136V178H134ZM192 179V178H191ZM190 180V179H189ZM248 180V179H247ZM95 181V180H94ZM103 181V180H102ZM109 181V180H108ZM107 181V182H108ZM262 181V180H261ZM69 182V181H68ZM71 182V180H70ZM105 182V181H103ZM137 182V181H135ZM92 183V182H91ZM190 183V182H189ZM39 184V183H38ZM109 184V185H108ZM236 184V183H235ZM244 184V183H243ZM8 185V186H7ZM72 185V183L70 184ZM75 185V184H74ZM96 185V183H95ZM186 185V184H184ZM188 185V184H187ZM19 186V185H18ZM93 186V185H92ZM91 186V187H92ZM184 189V187H182ZM232 188V187H231ZM190 189V187L188 188ZM248 187H244V188H237L236 190H240V194H239V197H235V200L232 201L231 197L229 196L231 202H230V206L234 207H237L236 209H240L242 207L241 206V196L242 194H246V192L248 191ZM186 190V189H185ZM26 191V190H25ZM262 191H264V189H262ZM147 192V190H146ZM243 192V193H242ZM189 193V191H188ZM191 194V193H190ZM261 194H264V192ZM260 194V195H261ZM147 195V194H146ZM216 195V194H214ZM173 197V195H172ZM181 197H184V196H181ZM261 198V197H260ZM180 199V198H179ZM178 199V200H179ZM262 199V198H261ZM182 200V199H181ZM228 200V199H226ZM206 201V200H205ZM214 201V199H213ZM261 201V200H260ZM259 201V203H260ZM44 202V201H43ZM138 202V200H137ZM165 202V201H164ZM172 202V201H170ZM186 202V201H185ZM244 203V202H243ZM249 203V202H248ZM42 204V202H41ZM45 204V203H44ZM166 204V203H165ZM183 204V203H182ZM261 204V203H260ZM46 205V204H45ZM61 205V203H60ZM178 205V204H177ZM175 205V206H177ZM247 205V203L245 204ZM137 206V205H136ZM167 206V205H165ZM171 206V205H169ZM180 206V205H179ZM177 206V207H179ZM227 206L229 207V205L227 204ZM247 207V206H246ZM35 208V207H34ZM37 208V207H36ZM230 208V207H229ZM39 209V208H38ZM37 209V210H38ZM158 209V208H157ZM180 209V208H179ZM22 211V209H21ZM177 211V210H175ZM170 212V211H169ZM258 213L262 214L264 216V200H263V204H261L259 207H258V210H257ZM23 213V212H22ZM143 213V212H142ZM43 214V215H42ZM174 214V213H173ZM162 215V214H161ZM161 215L158 214V216L161 217ZM164 215V214H163ZM178 215V214H177ZM181 215V214H180ZM18 216V214H17ZM167 216V215H166ZM169 216V215H168ZM163 217V216H162ZM161 217V218H162ZM31 218V217H30ZM151 218V217H150ZM255 219V218H254ZM262 220V217L259 218ZM163 220V219H162ZM258 219L256 218L255 222L257 221ZM59 221V222H58ZM159 221V220H158ZM157 221V222H158ZM172 221V220H171ZM254 221V220H253ZM64 224H62V223ZM172 223V222H171ZM158 224V223H157ZM173 224V223H172ZM175 224V223H174ZM249 224V223H248ZM252 224V223H251ZM162 225V224H161ZM169 225V224H168ZM60 226H62V228H60ZM64 226V227H63ZM172 228V227H171ZM216 228V227H215ZM33 229V228H32ZM46 229V228H45ZM217 232L219 231V229H214L212 228V230L210 231V233H212L211 235L213 237L217 236L216 234V231ZM60 232V233H58ZM36 233V234H35ZM64 233V234H63ZM57 234L61 235H67L68 238H69V241L71 242V244L69 245L68 243L64 242L65 240L61 241L60 240V237L58 238L57 237ZM222 234V233H220ZM62 235V236H63ZM66 236V237H67ZM211 236L212 240H213V237ZM64 237V236H63ZM65 237V238H66ZM168 240L167 244L169 245V248L171 250H173V253L174 252H181L180 254H184V257L185 259L182 258L181 261H177L178 263H176L175 261V264H189V260L187 258H189L191 255H194V259L195 261L192 263V264H200L201 262H198V257H200L201 255V251H202V247L199 246L197 244V240H194L192 238V235L189 234V233H186V231L182 230V231H176L175 234L171 232H169L166 236H165ZM55 238H58L59 239V244H57L55 242ZM222 240H216L214 242L215 243H220ZM66 243L67 246L69 245L71 247H68L70 248L69 250L66 248L65 250H59V248H57V245H60L61 243L63 244ZM222 243V242H221ZM61 244L60 247H62L63 245ZM223 245V244H222ZM64 247V246H63ZM158 247V246H157ZM221 247V245H220ZM165 248V247H164ZM163 248V249H164ZM225 248V247H224ZM61 249V248H60ZM217 249V248H216ZM68 250V251H67ZM215 250V249H214ZM164 251V250H163ZM32 254V253H31ZM179 254V253H177ZM161 255V253H160ZM253 255V254H252ZM27 256H25L24 258H26ZM41 257V256H40ZM39 257V258H40ZM237 257V256H236ZM255 260V256H253ZM257 257V256H256ZM38 258V257H36ZM52 258V259H51ZM158 258V257H157ZM23 259V258H22ZM202 259V257H201ZM179 260V259H178ZM228 260V259H227ZM104 261V260H103ZM114 261V260H113ZM30 262V261H29ZM220 262V261H219ZM23 263V261H22ZM43 263V262H42ZM172 263V262H171ZM221 263V262H220ZM258 263V262H257ZM47 264V263H46ZM191 264V263H190ZM219 264V263H218Z\"/></svg>",
    "mask_w": 264,
    "mask_h": 264
}]
</instances>
